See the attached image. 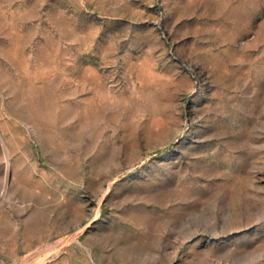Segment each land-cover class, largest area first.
Segmentation results:
<instances>
[{"label": "rangeland", "instance_id": "374dc122", "mask_svg": "<svg viewBox=\"0 0 264 264\" xmlns=\"http://www.w3.org/2000/svg\"><path fill=\"white\" fill-rule=\"evenodd\" d=\"M0 264H264V0H0Z\"/></svg>", "mask_w": 264, "mask_h": 264}]
</instances>
